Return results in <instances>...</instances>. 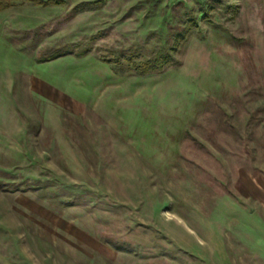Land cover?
I'll use <instances>...</instances> for the list:
<instances>
[{
	"label": "rangeland",
	"instance_id": "obj_1",
	"mask_svg": "<svg viewBox=\"0 0 264 264\" xmlns=\"http://www.w3.org/2000/svg\"><path fill=\"white\" fill-rule=\"evenodd\" d=\"M10 1L0 264H264V0Z\"/></svg>",
	"mask_w": 264,
	"mask_h": 264
},
{
	"label": "trees",
	"instance_id": "obj_2",
	"mask_svg": "<svg viewBox=\"0 0 264 264\" xmlns=\"http://www.w3.org/2000/svg\"><path fill=\"white\" fill-rule=\"evenodd\" d=\"M33 1V0H31ZM12 5L11 1L10 0H0V11L2 10H5L7 8H10ZM163 61H160L156 64H149V63H146L144 64V69L146 72H150V71H155L157 69H161V68H164L165 66H167L170 61H171V57H164L162 59Z\"/></svg>",
	"mask_w": 264,
	"mask_h": 264
}]
</instances>
